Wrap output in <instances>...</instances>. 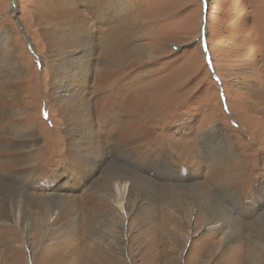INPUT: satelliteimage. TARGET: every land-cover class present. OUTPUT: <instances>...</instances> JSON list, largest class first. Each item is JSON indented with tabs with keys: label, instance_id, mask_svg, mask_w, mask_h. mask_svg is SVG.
Here are the masks:
<instances>
[{
	"label": "rangeland",
	"instance_id": "obj_1",
	"mask_svg": "<svg viewBox=\"0 0 264 264\" xmlns=\"http://www.w3.org/2000/svg\"><path fill=\"white\" fill-rule=\"evenodd\" d=\"M48 7L73 14L68 21L87 17L101 30L94 55L80 52L87 46L73 48V40L65 41L60 18L43 15ZM121 22L123 35L114 41L121 49L108 55L122 65L104 71L101 58L110 60L102 53L104 38ZM6 30L15 61L24 68L15 119L36 135L27 149L30 168L0 171L1 192L16 199L9 218H2L0 208V264H264V201L259 205L255 194L248 205L235 189L223 192L225 199L234 197L236 213H252L241 217L236 231L212 229L231 224L218 215L221 196L214 195L215 186L202 209L189 205L192 199L176 205L146 198L170 173L174 186L188 184L196 158L220 152L211 147L218 141L211 140L219 137L216 128L229 131L240 148L232 159L234 171H245L253 182L263 178L264 105L256 101L264 92V0H0V60ZM135 52L145 54L139 59ZM57 63L73 86L56 89L54 103L50 90ZM71 135L81 148L87 140L103 146L95 174L92 166L78 168L90 157L70 156ZM117 137L123 150L114 145ZM148 141L160 150L138 166L130 149L144 150ZM203 165L200 182L208 177ZM117 172L136 185L120 212L109 195L110 174ZM259 184L264 199V179ZM62 196L75 197L82 206L66 216ZM147 208L154 210L148 219Z\"/></svg>",
	"mask_w": 264,
	"mask_h": 264
},
{
	"label": "bare ground",
	"instance_id": "obj_2",
	"mask_svg": "<svg viewBox=\"0 0 264 264\" xmlns=\"http://www.w3.org/2000/svg\"><path fill=\"white\" fill-rule=\"evenodd\" d=\"M48 8L49 9L43 10V15L48 16V17L54 15L53 18H55V16L57 15L60 18V20L57 22V26L63 25V27H65V29L67 30L63 34L65 37V41L68 43V42H71L73 40V44L70 45L73 48H76L77 46L78 47L82 46L84 48L85 46H87V49L84 48L80 52L82 54H85L88 52V54L94 55V50H96L98 48V43L96 41L98 39L97 33L100 34L101 30L99 32H96L94 27H92L91 24L89 23V21H87L88 20L87 17H83L82 20H76V18L73 17L70 21H68L67 15L73 16V14H71L70 12H67L65 10L50 8V7H48ZM44 19H46V18H44ZM121 19H122L121 21L124 22L123 18H121ZM122 22L120 23V27L115 28L114 30L109 29V33H110L109 36L104 38V42H103V46H102V53L105 54V56H108L109 59H110L111 54L110 55H108V54L111 51L113 52L115 50V52H118L119 51L118 49H121V48H119V46L116 42L114 43V41H115V39L118 38V36L120 37L121 34L123 35V31H121V34L119 33L121 28H122V25H124ZM112 26H114V25H112ZM70 29H71V32L68 33ZM61 31L64 32V30H61ZM113 37H114V40H113ZM2 38H4L5 42H4L3 47L1 49L4 52L3 53L4 56H3V59L0 60V90H1V92H0V94H1V96H0V171L11 173V172H13V169L15 170L16 168H18L20 166H26L27 167L26 169L30 168V166H31L30 164H32L31 159H29L31 152L28 151L27 149L31 146V144L35 140L36 130H34L32 127H29V126L26 127L24 125L23 121L15 119L20 112V111L18 112V110H20L18 108L19 104H16L18 96H19V88H18L17 84L20 80L22 81V79H24V74H23L24 68H22V65H20L18 63V61H15L16 58H15V53H14V45L12 42H10V35H9V32L7 30L5 31V35L2 36ZM50 38L52 39L53 37H50ZM2 40H0V42H2ZM116 50H118V51H116ZM73 53H74V50H73ZM119 53H121V52H119ZM119 53H117V54H119ZM135 54H137L136 56H138V58L140 59L144 56L145 53L135 52ZM125 55L127 56V54H125ZM146 55L150 56L148 54H146ZM88 57H89V65H90V62L92 60L91 58L93 56H91V57L88 56ZM122 57H124V56H122ZM117 59H119V58H116V60ZM65 60L67 61V58H65ZM101 60H104L103 62L105 63L104 71L110 70L111 66L115 67L116 65L117 66L120 65V64L115 65L116 61L114 59V61H115L114 62L112 60V57L110 60H107L105 58H103V59L101 58ZM123 62H124L123 60L119 61V63H123ZM58 65L60 68V64L57 63L54 66L55 68L52 69V80H51L52 90H50V91L53 92V93H51V96H52V101L54 103L59 102V97L57 99V96H56L57 94L55 95V92H54L56 89L62 90V89L66 88L65 90H68V89H71V87L73 86V82L71 84H69V82H71V81L67 80L68 77L65 78V71L61 72V70L57 67ZM116 69H118V67H116ZM113 71H114V69H113ZM88 74H89V71H88L87 75ZM82 75L83 74H81V76ZM21 76H22V78H21ZM73 77H76V76H73ZM84 77H85V75H84ZM106 81H108V80H106ZM76 83H77V80H76ZM103 84H105V83H103ZM106 84H107V82H106ZM109 84H110V81H109ZM87 88H88V85H87ZM90 88H92V87H90ZM76 89H78V88H76ZM85 89H86V87H85ZM10 93L12 94L11 95L12 101L9 100V99H11ZM257 95H259V96H257L258 99L256 102H258L259 105L260 104L264 105V92H263V95H261V96L258 93H257ZM254 97H256V96L254 95ZM6 98L8 99V102L5 103ZM78 98L79 97H76V99H78ZM10 101L12 102V105H10V107L6 108V106H9V105H7V103H10ZM88 106H89V104L86 105L84 108L79 107V109H85L86 110V108H88ZM134 114H135V112H134ZM263 117H264V114H263ZM12 130H16L17 134L13 135ZM215 132H218L216 134H219V137L216 135L215 138L212 137L211 140L218 139V141H217V144L212 143L211 147L214 149L217 148V146L220 147L219 148L220 152L217 154H216V152L211 153V154H208L205 152L206 154H205L204 160H203V156H201V157L198 156L196 158L195 165H193L189 169V174H190L189 180H190V182L188 184H184V183L180 184L179 183V184H176V186H174V184H172V175L173 174L169 172L170 175L167 178H163L164 183L161 185V187L159 188L158 186H155V187L159 188L158 191L156 190L157 193L152 195V196L150 194V196L146 197V198H148L149 200H151L153 202L155 200H159V199H161L162 201H165V202L172 201V204H176V205L184 204V203L189 204L188 201L192 199L193 201L189 205H195L196 206V204H197L198 206H200L199 208L202 209L203 206H205L208 203V200L213 199L212 193H214L213 187L215 186V188L217 187V189H216V194L214 193V195L217 196L219 193V195L221 196V199H220V202L218 205V207H219V214L218 215H220V218L222 221H225L226 223H231V224L229 226H222L219 224L220 226L219 225L212 226V229L216 228V227H225V228H229L231 230L236 231V230H239V227H240L239 225H241L240 223H238L239 220L242 221L243 218L241 219V217H245V218L249 217L250 214H252V213H249V215L247 213L245 214L243 211H241L239 214H238L239 211L236 213V210H235L236 201L234 202V197H233V199H232V196L230 197V199H225L224 195H226V193H228V191L232 192V190H230V189H235L234 195L237 197V199L240 198V196H242L243 202L246 201L248 205H251L252 202H250V200L253 198L252 194H255L257 196V199L259 200V201H257V200H255V201L258 202V204L260 205L264 201V199H262L263 198V194H262L263 186H262V184H259V183L261 182L262 179H264V176L262 174L263 178L261 180L253 182L252 179L248 176V174L245 171H243V172L242 171H238V172L234 171L235 163L232 165V162H233L232 159L234 158V156L237 153L240 152V148L238 147L237 143L234 141L232 134L228 133L229 131L226 132L223 128H216ZM144 134H146V133H144ZM147 136H150V135H147ZM90 139H93V138H90ZM145 140H146V137L144 138V141ZM150 141H148L145 144L144 150L141 149V146L135 147L134 149H130V150H132V153H133V157L135 160L134 163H136L138 166L141 165L140 164L141 159L148 158L149 156H151V153L154 154L160 150V148H158V146H156L155 143H152ZM87 142H88V143H86L87 145L85 144L86 146L84 148L82 145V148H81L80 146H77V140L75 139V137H73L71 135V137L69 138V141H68L69 154L72 157H78L81 155L85 156V157H90L91 162L88 160H85L83 158V160L81 161V164L79 165L78 168L80 170H84L88 166H92L94 168L93 174H95L96 169H98V168H95L94 161H95L96 157L98 156V152H100V149L103 146L99 145L98 143H94L93 145H90V141L87 140ZM114 145H116V147L119 148L120 150H123L125 148V143L123 141H119L118 137H117ZM126 146L131 148L133 146V143L128 142L126 144ZM146 152H147V155H145ZM212 152H213V149H212ZM68 161H69V159L66 158V162H68ZM204 161L207 163L206 168H208V171H207L208 177L206 178V180L204 182H200V181H198L197 174L199 173V170L201 168L205 167V165H203L205 163ZM69 162L71 163V161H69ZM99 165H100V163H99ZM119 168L121 169V167H119ZM72 173H74L75 179H78L80 177L76 170H72ZM110 176H111V179H110L109 183L111 184L112 194H109V195L111 196V198H113V197L115 198L113 200V202L115 204V207L118 208V210L120 212L123 210L125 203L127 202V200H126L127 196L134 191V188L136 185L134 184L135 182L133 183L134 184L133 185L132 182L129 181V177L126 175H123L122 173H119V172L112 173V175L110 174ZM138 177H136V178H138ZM150 177L152 178V176H150ZM143 178H145V176ZM179 178H180V181H182L180 176H179ZM167 180H170V181H167ZM86 181H88V180L86 179ZM232 182H233V184H232ZM223 192H226V193H223ZM102 194H103V192H102ZM229 194H232V193H229ZM98 196H100V195H98ZM110 196H109V198H110ZM12 197H13V195H12ZM12 197L10 194H8L7 191L4 193V192H1V189H0V208L2 209L1 210V213L3 214L2 218H9L11 216L10 213H12V207L15 205V201H16V199L12 200ZM90 197L93 199L95 198L92 195H90ZM103 197H105V196H103ZM91 198H90V200L92 201L93 199H91ZM111 198H110V200H111ZM83 199H84V195H83ZM95 199H97V198H95ZM241 199L242 198H240V201H241ZM43 201H45V200L42 199L40 202H43ZM108 201H109V199H108ZM60 202L63 206H66V211L63 213V214H66V216L70 215L74 210H78L79 206H82L80 204V201L78 199H76L75 197H72V196H62V198H60ZM96 202H98V201H96ZM237 203H239V202H237ZM108 204H110V203H108ZM259 205H257V206H259ZM147 209H148L147 211H143V217L144 218L151 216L154 212L153 209H149V208H147ZM245 209H247V208H245ZM51 211L52 210H50L49 212H51ZM248 211H250V210L247 209V211H245V212H248ZM89 213H90V211L88 212V214ZM150 213H151V215H150ZM53 218H55V217H53ZM51 221H53V220L51 219ZM72 221L70 220V225H71ZM89 222L91 223L92 220H89L88 223ZM233 222H235V223H233ZM72 224H74V222ZM233 224H235V225L232 226ZM73 228H74V225H73Z\"/></svg>",
	"mask_w": 264,
	"mask_h": 264
}]
</instances>
